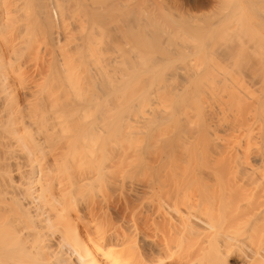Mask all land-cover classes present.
I'll return each instance as SVG.
<instances>
[{"label":"bare ground","instance_id":"obj_1","mask_svg":"<svg viewBox=\"0 0 264 264\" xmlns=\"http://www.w3.org/2000/svg\"><path fill=\"white\" fill-rule=\"evenodd\" d=\"M38 33L50 39L48 65L56 75L61 71L65 83L50 84L46 74L34 89L19 93L5 71L13 67L12 54L16 58L34 46ZM200 55L210 63L264 55V0H0V264H264V151L248 156L255 139H264V80L253 74L239 85L230 83L235 88L221 85L227 95L217 91L216 80L219 98L214 97L208 92L215 79L199 68ZM69 67L82 74L75 77ZM193 68L204 71L202 77ZM167 69L194 75L172 71L169 76ZM21 72L16 75L20 83L26 78ZM203 89L204 98L235 100L237 120L227 116L245 140L235 146L239 137L233 142L234 134L225 133L229 143L219 140L222 146L212 156H202L207 161L196 153L203 141L209 149L212 134L202 105L201 127L186 139L168 127L178 122L180 102L193 103ZM174 101L177 112L166 104ZM113 102L120 108L111 122L88 119L89 108L104 116L110 112L106 103ZM222 107L207 108L213 117H206L226 119L231 110ZM143 108L153 119L143 125L137 121L134 130L128 124L124 133L127 117ZM76 117L87 124L76 126ZM121 119L117 142L138 146L137 133L147 130L152 140L158 130L161 149L155 163L145 165L152 172L149 182L133 191L140 207L138 232L109 235L101 227L93 238L85 221L92 206L86 202L81 212L77 202L108 182L106 135L119 137ZM231 125L228 130H234ZM164 130L174 133L162 138ZM176 145L183 148L179 159ZM151 226L162 233L160 239L148 232Z\"/></svg>","mask_w":264,"mask_h":264},{"label":"rangeland","instance_id":"obj_2","mask_svg":"<svg viewBox=\"0 0 264 264\" xmlns=\"http://www.w3.org/2000/svg\"><path fill=\"white\" fill-rule=\"evenodd\" d=\"M37 36L38 37L35 36V38H37L35 43L32 42L34 46H32L31 48H33V49H31L30 47H28L29 49L28 48L27 49H23V52L22 53L19 52L20 54L18 56L16 55L17 56L16 58L13 57V54H12V56H11L12 57L11 58V62L12 63H10V64L13 65V67H11V68H13V69L15 68V69L14 70L13 69L10 70L11 68L9 67L10 71L9 70L5 71L6 75L8 76V78H7L8 82H10L12 86H16V89H17V91L19 93L31 91L32 89L30 90V87L34 89L36 84H39V83H41V82H43L45 80V78L47 77L46 74H48V76H49L48 80H49L50 84H58V83L61 82V80H62V82H61L62 84L65 83V81L63 82L61 71L59 72V75L58 74L56 75L55 73H57V71L51 72V68L48 65L50 60H51V58H52V52H53V49L51 47L50 39L48 37H46L45 35L40 34V33H38ZM16 54H18V53H16ZM254 56L255 55H253L251 57L245 56L246 58L244 56H242V57H233V58H231V60L234 63L232 61L231 62L227 61L226 63H223V62L222 63H220V62L218 63L217 61H216L217 62L216 63L215 61L214 62L212 61L210 63L209 57L207 58V57H205L203 55L197 56V58H198L197 60H199V64L201 63L203 65V66H201L199 68L202 69L204 67V71L205 72L204 71L203 72L206 74V77H212L213 79H215V81H213L211 83V86H209V90H211V92L210 91L208 92V90H207L208 88L205 87L206 88L205 90H207L208 94L210 93V95H211V93H214V94L218 93L221 85L222 86L224 85V87L226 86L225 90L228 89V87L235 88L241 82L243 83V81L245 82L248 79H251L250 76H252L253 74H254L253 76H254V78L256 80H258L257 77L259 75L261 76V78H260V76L258 78L264 80V55H261V56L258 55L257 57H254ZM8 58H9V61H10V56ZM8 58H7V60H8ZM197 68H198V66H197ZM170 69H167V71H166L169 76L172 75V73L174 72L173 70H172L173 71L172 72ZM200 69H199V71L201 72L203 69L202 70H200ZM192 70H193L192 72L194 73V71H195L194 68ZM196 71H197V69H196ZM20 72L23 74V77H26V78H24V80L21 83L19 82V78L18 77L16 78V75L18 73H20ZM175 72H177L178 75H181V74H183L181 72H184V74H185L184 76L193 74L191 72V70H188V69H184L181 72H179V71H175ZM200 72L197 71L194 74L196 75L198 73L197 75L198 76L200 75L202 77L201 74H203V72L201 74H199ZM69 73H73L74 76L77 75V74L78 75L82 74V73H78V71H73L71 67H69ZM174 73H173L172 76H174ZM177 74H175V75L177 76ZM43 76L44 77L46 76V77L44 78ZM181 76L183 77V75H181ZM59 77H61V79ZM63 77H64V75H63ZM179 77L180 76H178V78ZM176 78L171 77V80H172L173 83H177L178 82V78L177 79ZM223 78L224 79L227 78L226 82H225V80ZM48 80H46V81H48ZM181 80H182V78H181ZM216 80H217V82L219 84V86L217 88L218 92L216 91V87H217ZM179 82L177 84L181 83V82L180 83ZM214 82H216V83H214ZM233 82L234 83L236 82L237 85L236 84H235L236 86L235 85L234 86L231 85ZM61 83H60V85H61ZM20 84H21V86H20ZM212 84H213L214 87H212ZM172 85L175 86L176 84L175 85L172 84ZM85 86L86 85H84L82 83L81 88L84 89ZM222 86H221V88H224ZM19 88H21V90ZM85 89H86V91L88 90V88H85ZM214 90H215V92H214ZM225 90H223V92L224 93L225 92L228 93L227 92L228 90L227 91H225ZM203 91H204V89L201 91L202 94H203ZM223 92H222V90L220 91V93H223ZM204 93H206V91H204ZM217 95L215 94L213 96L214 97L216 96V97L219 98V95L218 96ZM222 95L224 96V94H222ZM222 95L220 94V97ZM226 95L224 97L220 98V99H222L221 101H224V100L227 101V99H224V98H226ZM240 95L246 101L248 100L246 95L242 94L241 92H240ZM258 95H263V91L258 92ZM20 96H22V94H20ZM198 96H197V99L199 98L198 102H197V99H194L195 97L191 98L192 99L191 102H193V103H190V101H188L187 103H182L181 104V102H180L179 106L181 105L182 108H183L182 109L181 106H180L181 112H180L178 106L176 107V105H174L175 101H174V103H172V102L166 103L165 102L168 105L170 103L171 107L174 106V107H172L173 109H175V108L177 109L178 108V110H179V112H177L176 109H175V112H177L176 120L181 124V126H180V124L178 125V122L176 123V122L173 121V122L170 123V125L168 127L172 128V129H170L171 131L177 132L176 135L174 134V136H177V134H178L177 137H179V139H180V136H181V140L186 139L187 136H189L192 133V131H195L196 129L201 127L200 126L201 123H202L201 117L203 116L202 118H204V114L202 115L201 113H203L204 110H206L205 112L207 113L206 114L207 116L208 115L212 116L211 114L208 113V112H210L209 109H211L209 107L219 108L220 106L222 107V106H225L226 104H227L226 106H228L230 104L231 100H232L233 104L235 102V100L232 99V98L230 99V97H229L230 100H229V104H228L227 102H220V99H216L214 97H212V99H210L211 97L209 99H207L206 96H208V95H206L205 98H204V94L203 95H198ZM213 99H216V100H213ZM188 100H190V98H188ZM211 100H213V101H211ZM186 101H187V99L185 100V102ZM216 101H217L218 105H220L221 103H223V105L221 104L220 106H218ZM209 102L211 103V105H210ZM165 103H162V104H165ZM171 103L173 105H171ZM176 103L178 105V102H176ZM212 103L213 104L215 103L217 106L214 107L215 104L213 105ZM224 103H226V104H224ZM232 103L230 104V106H228V108H226V106L222 107V108H226L228 110H231L230 113H229L228 110H227L228 112L225 110V112H227V113L224 112L225 113L224 115H226V119H225L224 116H222V117H220V118H222L221 121H220V118L218 120L216 118V120H217L216 121V120H214L215 116H214V118L211 119L209 117H206V115H205V118H207L209 121H211L209 123V125L210 124L212 125V127L210 126L212 128V129L210 128V131H212L211 132L212 134H209V138L210 139H208V141H207L208 143H210V145L207 143L209 145V149H208L207 146H204L203 142H205V141L200 142L198 144V147H199L198 149H199L200 152H196V153L199 154V153L202 152V154L200 155L201 156L200 157L201 161H207V159L206 160H202V156L204 155L206 157L209 154H210V156H212L214 154L213 151H215V148L220 146L221 145L220 143L223 142V141H225L224 143L226 144V142H228L227 140H229V138H230V140L233 139L231 141L234 142L239 137L237 139V144H236V142H234L235 146L236 145L238 146V144H240V143L242 144L245 141V140L242 139L243 138V135H241L242 133H239V131L235 130L236 128H233L234 126L236 127V125H235L236 122L233 120L232 116L231 115L227 116V114H231L232 113L234 118L237 117V114H236L237 109L236 108H238V107H236L237 105L235 106V104H234L233 107H231ZM154 104H158V103H154ZM149 105L150 104L147 105L149 107V108L147 107L148 110L151 109L152 106H154V105H152V103H151L152 106H149ZM158 105H156V107L161 106V105H159V106ZM188 105H189V107H188ZM195 105H196V107H195ZM116 106H117V104H115V102H113L111 104V106L110 105L108 106V104L106 103L107 110L109 109L110 112H108V113L106 112V115H104V113H103L104 116H99V115H102V114H100L97 111H95L94 108H89V111L92 114V118L89 117L88 119L95 121L96 122L95 124H103V122H108V121L111 122L113 120L115 112L118 110V108H120V107H116ZM200 106H201V109L203 111L199 108ZM144 107H146V105ZM207 108H209V109H207ZM199 109L201 110V113H200ZM143 110L144 111L141 112L142 114L144 113L143 117H141L142 114L141 113L139 114V112L133 113L132 115L127 117L125 125H124V128H123V132L124 133H125L126 130L129 129L128 124H130L131 127H132V130H134L133 129L134 125H135V127L138 125L137 121H140L139 124L143 125V122H145L148 117H152L151 116L152 113L149 114L150 112L149 113L147 112L148 113L147 115H150V116L145 117V114H146L145 112L147 111V109L143 108ZM175 112H174V115L176 114ZM198 112L200 114H198ZM259 113H261V112H259ZM95 114H99V115H95ZM110 116H112V117H110ZM218 117H219V115H218ZM223 117H224L225 120L223 119ZM151 119H153V117ZM228 119H229V121H228ZM200 120H201V122H200ZM236 120H237V118H236ZM83 121H85V120H83V119H81L79 117H76L75 118V125L76 126H84V123L86 121L84 123H82ZM120 121H121V125H118L119 127H121L120 130H119V127H118V131H120L119 135H118L119 137L115 138L114 136L109 137V136L106 135V145L104 147L105 148V152H104V159L105 160L103 159L104 162L103 161L102 162L111 169V172H110L111 175H109L110 178L108 179V182L100 184L99 186H96V187L92 188L93 190L92 189L88 190L87 191V197L85 196L86 198L80 199L77 202V204H78L77 205V209H79V211H81V212H85L84 211V204L86 202L90 203L89 205L92 206V209H91L92 213L90 215L86 214L85 221L88 222V220H89L87 228H88V230L90 232V237H93V238L98 236V234H99L98 229H101V227H103V229H105L107 234H109V235L119 234L120 236H123L122 235L123 233H125V235L126 234L129 235L130 232H131V235L132 234L135 235L138 232V230H139L138 227H140V225H141L140 217H139L140 216V211H139L140 207H139V204L137 203L138 201L133 199V194H134L133 191H134L135 188H138L139 186L141 187V185L143 186L144 184H147L146 182H149V180H150V178L152 176L151 175L152 172H150V169H148L149 166L147 167L145 165H149V164L155 163V161L157 160L156 157H158L157 155L159 154L158 151H160V149H161V148L157 149L159 146L161 147V145H159L160 141L155 138V137L159 136V135L155 134L156 132H158V130H156V132L153 133V137L154 136L155 137L152 140H151V138L146 137L145 133L147 132V130H145L144 134L142 133V136L140 135V133L139 134L137 133V137L138 138H136V139L137 140L139 139L138 141H140L138 146H136L137 144H135V145H133L131 147H128L126 144H124V142H122L123 145H122L121 142H117V139L121 140V138H122V119ZM218 121L220 123L223 122L224 124L223 123L219 124ZM224 121H226V122H224ZM232 121H234L235 124H233ZM86 124H87V122H86ZM230 124H232L231 126H232V129H234V130H230L231 128H229V130H228V127H230ZM223 127H225V128H223ZM213 130H214V132H213ZM161 131H159V133ZM167 131H169V130H167ZM190 131H191V133H188ZM229 131L234 134L233 135V134L230 133L229 136L233 135L234 137L230 136L228 138V135L225 134V133H228ZM165 132L161 133L162 138L163 137L165 138L166 135L171 136L174 133V132H170L169 131V133L166 132L167 133L166 134ZM223 132H224V136H223ZM255 132H256V130H255ZM213 133H215V135H214L215 138H214V136H212ZM239 134L241 136H239ZM144 135H145V137H144ZM217 135L219 136L218 138H217ZM226 136H227V140H226V138L225 139L222 138V137H226ZM142 138H144V139H142ZM146 138H148L149 142L145 141ZM211 138H213L212 139L213 141H211ZM216 138H217L218 141L220 140L221 142L220 141L218 142L217 140H215ZM154 139L156 141H153ZM179 139H178V141H181ZM138 141H137V143H138ZM231 141H230V144L232 145L233 142H231ZM263 142H264V139H260L259 137H257V139H255L253 147H251V148L255 147V149H257L258 151L255 150V149H251L250 148L251 150L249 149V153H251V154H248V156H250V155L251 156L249 157V159L252 158V157L253 158L256 157L257 155L255 156V154L259 155V152L262 153L264 151V143ZM176 144H178V143H176ZM218 144H220V145H218ZM144 145L147 146V147L149 145L147 150L144 149ZM180 145L182 146V144H180ZM181 146L178 147V145H176L174 147V150H176L174 152V154L176 153L175 155H176V158H178V159L183 154V148ZM256 146L259 147V149ZM181 148H182V150H181ZM135 149L136 150L138 149V152H139L138 155H139L140 158L137 156V154H135V153H138L137 151H135ZM261 149H262V151H261ZM255 152H257V153H255ZM194 154H195V151H194ZM177 155H179V156H177ZM101 156H102L101 152L97 153L96 160L100 159ZM263 156H264V154H263ZM174 157L175 156L173 155V158ZM196 157H197V159H199L198 156H196ZM205 157H204V159H205ZM136 159H138L139 161L138 160L136 161ZM197 159H194V160H197ZM174 161H176V160H174ZM124 162H126L127 164L124 163ZM263 163H264V160H263ZM103 197H106V199H107L106 203L103 201ZM101 201H103V204H105L104 209L101 208ZM103 211H106V215H104L102 213ZM147 216H148L147 219L149 220V222H148L149 224L148 225H150V222H151L150 221V217L151 216L149 215V213H148ZM80 226H82V225L80 224ZM149 230H148V232L150 234L152 233L151 235L156 233L155 234L156 238L160 239L162 237V235H161L162 233L160 231L153 232L152 226L150 227ZM157 233H158V235H157ZM122 244H128V243H122Z\"/></svg>","mask_w":264,"mask_h":264}]
</instances>
